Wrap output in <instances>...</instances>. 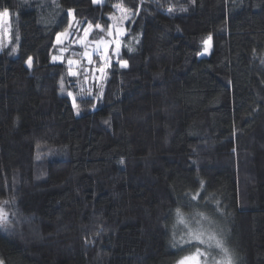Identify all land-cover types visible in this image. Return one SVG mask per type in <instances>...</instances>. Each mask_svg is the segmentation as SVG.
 <instances>
[{"label":"trees","instance_id":"1","mask_svg":"<svg viewBox=\"0 0 264 264\" xmlns=\"http://www.w3.org/2000/svg\"><path fill=\"white\" fill-rule=\"evenodd\" d=\"M116 4L128 16L120 53L110 48L105 76L90 79L99 60L81 55V31L106 37ZM0 9L10 15L2 264H176L206 249L174 246L177 209L186 222L221 221L235 264H264V0H0ZM208 37L210 53L198 56ZM207 251L208 264L223 255Z\"/></svg>","mask_w":264,"mask_h":264},{"label":"rangeland","instance_id":"2","mask_svg":"<svg viewBox=\"0 0 264 264\" xmlns=\"http://www.w3.org/2000/svg\"><path fill=\"white\" fill-rule=\"evenodd\" d=\"M5 11V9H0V14H2ZM9 13V12H8ZM126 15L125 11L121 8H119L118 12L114 13V15H110V23L106 29V37L101 38L95 42H91L88 39V34L92 30L91 26H87L82 29L83 37L79 39L78 44L79 46L82 47V53L81 55L86 59V62L93 63L94 62V55L98 58L99 64L97 67L93 66V69L91 70L90 74V79L96 78L97 81L102 80L103 77L105 76V71L107 66L109 65V62L111 60L110 58V50H113V53L115 55H118L120 53V38L125 32V27H124V22L126 19H123V17ZM72 19V18H71ZM111 26V27H110ZM9 27H10V15L8 14L7 17H4L0 15V53L4 50V48L8 45L10 41V35H9ZM117 28H122L123 34L120 35L117 38L116 35V29ZM98 29H102L98 28ZM69 29H66L64 31H61L60 33L57 34L55 38V43L60 46V52L65 50V47L62 48L61 45H64L66 42L69 33ZM87 30V32H86ZM66 35H62L66 33ZM58 36H59V41H58ZM209 38V37H208ZM207 38V39H208ZM117 39H118V45H117ZM210 47L207 52H205V44L203 50L198 54V56H206L210 53L211 50V40H210ZM66 44V43H65ZM111 48V49H110ZM88 53L89 55H85V53ZM61 55L57 56V59H60ZM69 61H73V63H69ZM91 61V62H89ZM68 64L70 65V72L75 73L77 72L79 66V62L74 60V59H69ZM93 65V64H91ZM88 70V69H87ZM73 100V98H72ZM206 216V215H205ZM207 220H204L206 222V228L209 229H220L219 225L221 224V221L217 220L216 218L212 216H206ZM186 257V256H185ZM177 264V263H176Z\"/></svg>","mask_w":264,"mask_h":264},{"label":"snow or ice","instance_id":"3","mask_svg":"<svg viewBox=\"0 0 264 264\" xmlns=\"http://www.w3.org/2000/svg\"><path fill=\"white\" fill-rule=\"evenodd\" d=\"M98 0H93V3H97ZM191 2H194V0H191ZM116 8H122V5L116 4L114 5ZM169 11H173L174 9L169 7ZM187 9L182 8L181 11H186ZM126 11V10H125ZM8 10L5 9V11L0 14L4 17L8 16ZM69 16H73V11L69 10ZM128 16L125 15L123 19H127ZM71 27V25H70ZM97 28H101L100 25H96ZM111 27V26H110ZM103 30V29H101ZM123 29L122 28H117L116 29V35L117 38L123 34ZM87 32V30H86ZM66 33L62 35H66ZM210 39H206L204 41L205 44V52L208 51L210 47ZM58 41H59V36H58ZM117 45H118V39H117ZM133 49L129 48V51H132ZM15 51V49H13ZM85 55H89L87 52ZM55 59V57H54ZM91 62V61H89ZM28 66H32V58L29 57V60L27 61ZM69 63H73V61H69ZM121 66L122 67H127V61H121ZM91 94V93H89ZM69 96H72V93H69ZM73 107L77 109L78 111V105L76 104L75 97H73ZM201 184H203V181H201ZM192 199H196V196L194 195ZM177 216L179 217V223L184 225V232L181 237L180 241L175 240V236L173 237L174 240V246L177 243L180 244H185V245H192L193 242H195L197 245H206V249L202 250L200 247H196V251L194 253L189 254L186 257H182L180 260L177 261V264H208L207 259L201 260V257H209L211 256V253L207 251V249L210 248H216L219 249L220 252L223 254L219 259L213 258V264H235V260L233 255L229 252L228 248L225 247L224 241L222 238H220L219 234L214 230V229H209L204 226L202 221L207 220V217L203 213H197L196 217H193L190 222H186L183 214H181L180 210L177 209ZM7 221V214L4 213L2 210H0V223H6ZM186 237V238H185ZM2 264V262H0Z\"/></svg>","mask_w":264,"mask_h":264}]
</instances>
